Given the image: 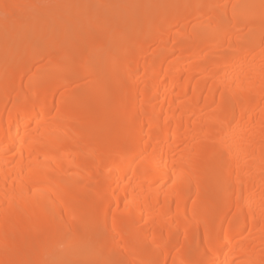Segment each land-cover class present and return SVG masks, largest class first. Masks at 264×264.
I'll return each mask as SVG.
<instances>
[{"label": "bare ground", "instance_id": "bare-ground-1", "mask_svg": "<svg viewBox=\"0 0 264 264\" xmlns=\"http://www.w3.org/2000/svg\"><path fill=\"white\" fill-rule=\"evenodd\" d=\"M91 1L0 0V264H264V0Z\"/></svg>", "mask_w": 264, "mask_h": 264}, {"label": "rangeland", "instance_id": "rangeland-1", "mask_svg": "<svg viewBox=\"0 0 264 264\" xmlns=\"http://www.w3.org/2000/svg\"><path fill=\"white\" fill-rule=\"evenodd\" d=\"M69 0H65V2L67 3ZM132 1H134L133 2V4L135 5V3H136V5L137 4H139L140 5V8H139V6H137V9L138 10H136L134 13H132V14H134L133 15V19L131 20L132 22H136V26H138V23H139V21L140 22H142L143 23V21H142V19H144V17L142 18V15L147 11V9L149 10L150 8H151V3H152V1L153 0H132ZM171 2V0H169V3ZM168 2H167V4L164 6V9H169L170 8V4H169ZM118 4V3H117ZM115 5L114 6V4H109V5H103V4H101L100 3V0H93V1H91V2H89V13H84V14H82V15H80L79 17H75L74 19H72L71 18V20H69V21H67V22H64L63 21V19H61L60 17H59V15H60V12H59V15H58V17L56 18V24H58L57 25V29L56 30H54V31H52V35L55 37L54 38V40L55 39H57L56 41L57 42H59L58 44L56 43L55 44V46L56 47H60V48H64V49H67L68 47H69V43H70V41H71V37H72V35L74 34V35H79L80 37H82V38H84L85 37V34H86V32H87V21H88V17L90 16V14H92L93 12H95V11H99V10H103L102 12H104L105 14V16H104V18L103 19H101V20H98V21H96V23H97V26L98 27H101V28H106L107 26L106 25H108L112 20H119V17H121L123 14L122 13H124V12H122V11H120V4L119 5ZM119 8V9H118ZM59 9V8H58ZM168 11V10H167ZM190 11H192V13L194 12V10H190ZM119 12H121V13H119ZM137 12H140V13H138L139 14V16H138V14H136ZM154 12V11H153ZM152 13V12H151ZM177 13H180V11H177ZM190 14V13H189ZM71 15V14H70ZM137 15V16H136ZM72 16V15H71ZM129 16H131V14L129 15ZM73 17V16H72ZM122 18V17H121ZM120 18V19H121ZM130 18V17H129ZM122 20V19H121ZM180 22H182V20L180 19V20H178V21H176L175 22V24H174V27L173 28H171V31L173 32V31H176V28H177V26L180 24ZM192 23V22H191ZM135 25V24H134ZM123 26L124 25H121L119 28H120V30H123ZM140 26H141V24H140ZM47 27V26H46ZM45 27V28H46ZM138 28H139V26H138ZM23 30V29H22ZM21 30V31H22ZM24 32V33H23ZM23 32H18L19 34H21V39H23V40H21V39H19L20 37L17 35L16 37H14V35H13V31H12V33L9 31H6V32H3L1 35H0V45L2 44V43H5L6 41V43H10L12 40H13V42H11V44L13 43H15V45L17 44L16 42H18L19 44L22 42V43H26V44H32L33 43V40H34V33H33V31L30 29V28H28V27H26V28H24V30H23ZM118 33H115V35H113V36H111V38H114L115 40H116V38L117 37H119V35H120V33L119 32H121V31H117ZM181 33H187L186 32V30H184V31H182ZM15 34V33H14ZM23 34V35H22ZM24 38H23V37ZM17 37H19V38H17ZM129 37V41L127 40V43L128 42H131L132 40V38L134 37H130V35L128 36ZM127 37V38H128ZM126 38V39H127ZM134 38H137V39H140L141 38V36L140 35H135V37ZM114 39H111L110 41H111V43H109V44H107V45H105L106 47H103V48H101L102 50L99 52L98 51V53H97V51L96 52H94L93 54H92V57H91V63H90V66H89V70L91 71L92 70V68L94 69L92 72L93 73H95V74H97V73H99V72H101V71H105V70H103V69H106V67H104V66H102V65H100V61L102 60V58H103V56H105V54L107 55H112L113 57H114V53H115V55H117V56H115V58H118V56H119V52L116 50V48H117V46H120V43H119V45H118V43L117 42H114L115 40ZM118 39V38H117ZM140 40H142V39H140ZM114 42V43H113ZM105 43H107V41L105 42ZM111 44V45H110ZM59 45V46H58ZM117 45V46H116ZM124 45H126V42H125V44ZM128 45H129V43H128ZM120 48V47H119ZM79 49H81V48H77L76 49V51H77V54L76 55H78V52H79ZM108 52V53H107ZM111 52V53H110ZM150 52V51H149ZM29 53V52H28ZM28 53H26V54H28ZM101 53V54H100ZM29 54H31V53H29ZM102 54H104L103 56H102ZM150 54V53H149ZM100 56V57H99ZM8 57V56H7ZM6 57V58H7ZM9 58V57H8ZM7 58V59H8ZM25 58H27V57H25ZM77 58V57H76ZM9 60V59H8ZM96 60V61H95ZM24 61V60H23ZM29 61V63H27V64H25L24 62V64H25V66H26V73H28V74H30V68H33L35 65H33L34 63H30V60H28L27 59V62ZM26 62V61H25ZM5 63H8V64H3V66L1 67L4 71H6V69H8L9 68V62H7V60H6V62ZM32 64V65H31ZM95 64V65H94ZM98 64V65H97ZM6 66V67H5ZM94 66V67H93ZM5 67V68H4ZM95 70L97 71V72H95ZM99 71V72H98ZM107 73V72H106ZM105 73V74H106ZM100 74V73H99ZM104 77H105V75H103ZM107 79V77L104 79V82H105V80ZM109 80V79H108ZM108 80H106V82H108ZM105 82V83H106ZM104 83V84H105ZM74 84H76V83H74ZM76 93H77V95L80 97V98H82V99H86V98H88L87 100H93V102H94V100H96V95L92 92H90V90L87 92V91H85V90H83V89H81V90H78V91H76ZM87 93V94H86ZM88 95V96H87ZM87 96V97H86ZM103 104V103H102ZM96 106L99 108V106H101V102H100V104L98 105V104H96ZM88 121V120H87ZM115 122H117V121H115ZM89 124V123H88ZM76 171H72V173H75ZM86 243H91L93 246H94V248H93V246L90 248L91 250H92V248H93V250L94 251H97V250H99V248H100V243H95V242H92L91 240L90 241H87ZM90 247V246H89ZM99 247V248H98ZM55 264H56V262H54ZM87 264H92V263H88V262H86ZM85 263V264H86ZM95 264V263H94Z\"/></svg>", "mask_w": 264, "mask_h": 264}]
</instances>
